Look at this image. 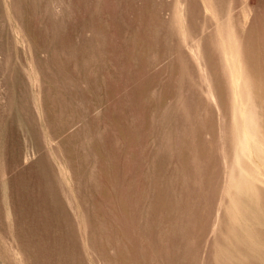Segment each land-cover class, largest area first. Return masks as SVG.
<instances>
[{
  "label": "rangeland",
  "instance_id": "obj_1",
  "mask_svg": "<svg viewBox=\"0 0 264 264\" xmlns=\"http://www.w3.org/2000/svg\"><path fill=\"white\" fill-rule=\"evenodd\" d=\"M0 264H264V0H0Z\"/></svg>",
  "mask_w": 264,
  "mask_h": 264
}]
</instances>
